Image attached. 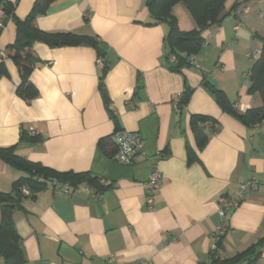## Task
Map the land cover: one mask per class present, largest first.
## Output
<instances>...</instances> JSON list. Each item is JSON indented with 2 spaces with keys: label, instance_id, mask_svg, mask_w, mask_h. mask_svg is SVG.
Here are the masks:
<instances>
[{
  "label": "crops",
  "instance_id": "0c3cea01",
  "mask_svg": "<svg viewBox=\"0 0 264 264\" xmlns=\"http://www.w3.org/2000/svg\"><path fill=\"white\" fill-rule=\"evenodd\" d=\"M25 19L37 0H7ZM236 2L241 4L233 9ZM232 9V10H231ZM230 14L207 27V42L174 71L165 62L168 23L151 21L147 0H56L35 25L48 33L94 37L105 53L104 78L109 99L100 90L98 50L89 44L33 45L36 62L30 76L34 98L21 94V73L6 54L17 26L0 32V147L16 145L27 160L57 172H90L109 187L96 198L86 184L69 193L46 185L23 198L14 211L25 264H207L216 244L218 198L236 196L251 177L260 181L240 204L227 212L222 258H231L264 238V121L245 124L219 106L206 77L224 91L239 111L263 104L249 92L251 69L262 49L264 0H227ZM182 31L197 24L183 2L173 8ZM204 42V43H205ZM189 86L181 111L173 99ZM193 114L216 118L221 131L199 148ZM33 128L38 141L20 140ZM140 132L145 155L133 165L112 158L100 141L116 129ZM157 150L163 184L149 209L145 191ZM113 151V152H112ZM189 151H192L190 158ZM24 171L0 158V192L13 191ZM1 219V218H0ZM264 264V243L256 247ZM252 259L254 258L251 256ZM0 264L4 260L0 255Z\"/></svg>",
  "mask_w": 264,
  "mask_h": 264
},
{
  "label": "trees",
  "instance_id": "16d2710c",
  "mask_svg": "<svg viewBox=\"0 0 264 264\" xmlns=\"http://www.w3.org/2000/svg\"><path fill=\"white\" fill-rule=\"evenodd\" d=\"M56 0H37L30 13L25 19H20L15 14V4L0 0V7L5 11L6 17L4 24L10 20L14 21L17 26V35L14 43L9 44L6 48V54L11 57L17 64L21 73V85L19 91L28 99L36 96L37 90L30 80L36 57L33 45L37 41L46 42L51 46H73L81 44H89L98 50V58L104 60V66L100 68V90L106 100L109 99L105 89L104 78L108 70L105 53L99 46L94 37L79 35L71 32L48 33L40 30L36 25V18L44 14L48 7ZM227 0H147V6L150 11L151 21L148 25H156L160 23H168V32L166 35V53L165 62L174 71H181L184 66L189 64L188 58L196 54L202 48L205 40L202 31L209 26L220 24L231 12L225 10ZM249 0H243L247 2ZM179 2H183L189 9L197 26L190 31H182L177 23V18L173 14V8ZM241 3L236 2L233 9L237 8ZM3 27L0 28V32ZM4 65L0 63V77L4 73ZM203 84L210 88L216 97V101L223 111L234 115L245 124H255L264 121V37L262 38V49L251 69V86L249 92L251 94L259 93L263 104L260 107H253L244 112L235 108L229 100L226 93L216 88L207 78L203 80ZM193 89L189 86L181 92L178 102V111L185 108L188 104ZM191 128L194 132L196 142L199 148H203L209 139L221 131V123L214 117L193 114L190 120ZM119 129V128H118ZM21 141H38L39 136L24 130ZM112 144L110 136L100 141L101 148L110 153L107 146ZM113 152V151H112ZM190 158L192 151H189ZM0 158L9 163L16 169L24 171L27 175L22 176L14 183L13 191L9 193L0 192V255L4 260V264H25L26 259L21 246V237L17 231L14 211L21 206L23 198L27 197L22 192V187L30 190V195L46 185L49 178L53 177L63 182H69L73 186L86 184L92 187L96 192H104L107 187L103 184L100 177L90 172H57L41 163H34L27 160L17 152V146L0 147ZM49 182V181H48ZM222 239L216 242V248L212 250L211 262L207 264H239L243 260H249L251 263L256 262L260 253L256 254V247L264 243L261 238L256 244L242 252H239L231 258H222ZM253 256L254 258L252 259Z\"/></svg>",
  "mask_w": 264,
  "mask_h": 264
},
{
  "label": "built area",
  "instance_id": "2783aa9c",
  "mask_svg": "<svg viewBox=\"0 0 264 264\" xmlns=\"http://www.w3.org/2000/svg\"><path fill=\"white\" fill-rule=\"evenodd\" d=\"M5 17V11L0 7V28L5 27V24L3 22ZM204 44H207V42H205ZM255 55H259V50H256L254 52V56ZM98 65L99 68H102L104 66V60L102 58H98ZM180 97L181 93L176 95L173 99V107L175 110H178V102L180 100ZM30 133L36 134L33 128L30 129ZM110 140L112 142V145H114L115 147V150L111 156L116 162L120 164L133 165L138 156L145 155V152L143 151L144 139L140 132L127 131L125 129H116L110 135ZM163 155V151L157 150L149 157L152 161V164L148 179L145 183V191L149 209L153 208L156 195L163 184V173L159 167V162ZM48 181L55 190L62 191L64 193H69L74 188V186L69 182H63L53 177L49 178ZM102 183L105 184V181H102ZM260 184V181L256 177H251L247 181L240 184V190L236 196H219L218 202L220 208L218 212L221 221L213 233V237L215 238L216 242L221 238V236L224 235L227 230V212L233 208H236L240 204L246 192L257 189ZM87 190L89 192H92L96 198H99L102 194L100 192H96L90 186L87 187ZM22 192L26 196L30 195V190L25 186L22 187ZM215 248L216 244L214 245L213 249ZM105 264H115V262L113 261V259H108Z\"/></svg>",
  "mask_w": 264,
  "mask_h": 264
},
{
  "label": "rangeland",
  "instance_id": "374dc122",
  "mask_svg": "<svg viewBox=\"0 0 264 264\" xmlns=\"http://www.w3.org/2000/svg\"><path fill=\"white\" fill-rule=\"evenodd\" d=\"M9 22H12V20H10Z\"/></svg>",
  "mask_w": 264,
  "mask_h": 264
}]
</instances>
